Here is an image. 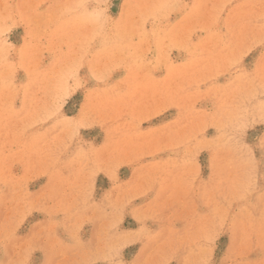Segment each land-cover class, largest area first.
<instances>
[{
    "label": "rangeland",
    "instance_id": "obj_1",
    "mask_svg": "<svg viewBox=\"0 0 264 264\" xmlns=\"http://www.w3.org/2000/svg\"><path fill=\"white\" fill-rule=\"evenodd\" d=\"M0 264H264V0H0Z\"/></svg>",
    "mask_w": 264,
    "mask_h": 264
}]
</instances>
